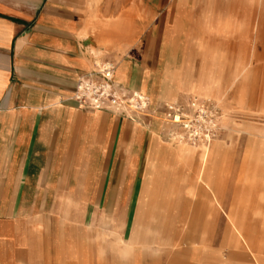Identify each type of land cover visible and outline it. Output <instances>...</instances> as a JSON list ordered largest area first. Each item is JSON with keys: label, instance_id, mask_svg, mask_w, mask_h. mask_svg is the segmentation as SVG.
Returning a JSON list of instances; mask_svg holds the SVG:
<instances>
[{"label": "crops", "instance_id": "1", "mask_svg": "<svg viewBox=\"0 0 264 264\" xmlns=\"http://www.w3.org/2000/svg\"><path fill=\"white\" fill-rule=\"evenodd\" d=\"M158 7L0 0V264H105L109 253L136 264L138 184L141 194L160 182L165 162L154 153L168 147L155 143L157 123L82 109L73 95L80 77L111 62L123 94L163 107L152 92L167 72L177 87L172 57L205 53L184 47L191 39L168 13L155 16Z\"/></svg>", "mask_w": 264, "mask_h": 264}, {"label": "rangeland", "instance_id": "2", "mask_svg": "<svg viewBox=\"0 0 264 264\" xmlns=\"http://www.w3.org/2000/svg\"><path fill=\"white\" fill-rule=\"evenodd\" d=\"M180 1L153 0L155 16L168 13L191 39L183 46L205 55L172 57L177 87L167 72L152 92L162 108L139 91L150 106L136 119L157 123L155 143L168 151L154 153L165 167L153 190L138 184L135 262L264 264V0H185L181 11ZM176 102L178 112L167 105Z\"/></svg>", "mask_w": 264, "mask_h": 264}, {"label": "built area", "instance_id": "3", "mask_svg": "<svg viewBox=\"0 0 264 264\" xmlns=\"http://www.w3.org/2000/svg\"><path fill=\"white\" fill-rule=\"evenodd\" d=\"M116 67L104 63L97 72L78 79L73 100L82 109L144 113L146 100L136 93L123 94L115 82Z\"/></svg>", "mask_w": 264, "mask_h": 264}, {"label": "bare ground", "instance_id": "4", "mask_svg": "<svg viewBox=\"0 0 264 264\" xmlns=\"http://www.w3.org/2000/svg\"><path fill=\"white\" fill-rule=\"evenodd\" d=\"M93 22V21H92ZM204 92V91H203ZM134 93H136V95H138V96H140V97H142L143 99H145L147 102H146V106H149V99L146 97V96H144V95H142L139 91H135ZM168 105V108L170 109V110H172V111H175V112H178V104H177V102L176 103H174V104H170V103H168L167 104ZM175 122L176 123H180L181 122V117H180V115H176L175 117ZM203 120V119H202ZM207 137V139L208 140H210V136L209 135H207L206 136ZM203 157V159L205 160V155H203L202 156Z\"/></svg>", "mask_w": 264, "mask_h": 264}]
</instances>
